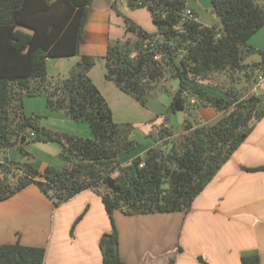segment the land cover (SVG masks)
Listing matches in <instances>:
<instances>
[{
	"label": "trees",
	"instance_id": "1",
	"mask_svg": "<svg viewBox=\"0 0 264 264\" xmlns=\"http://www.w3.org/2000/svg\"><path fill=\"white\" fill-rule=\"evenodd\" d=\"M91 1L0 0V201L30 184L54 206L91 189L101 197L110 222V230L102 233L98 242L101 264H125L118 253L114 211H188L194 198L264 115V99L255 93L243 98L228 92L218 95L193 83L208 79L213 71L248 67L242 62L243 53L258 54L260 59L251 66L264 70V48L247 43L264 26V7L259 0H210L212 12L221 23L217 30L215 25L184 17L187 8L197 17L186 0H127L130 9L145 7L150 12L157 31L149 33L124 17L126 31L137 38L132 46L129 39L107 46L101 57L105 79L145 105L168 74L178 80L171 112L185 110L188 95L196 99L198 107L227 113L212 124L192 126L188 122L177 145L165 151L152 146L143 156L121 165L119 158L139 143L129 137L128 124L114 121L107 100L88 75L95 57L81 54L69 76L54 82L47 79L49 58L79 54ZM37 94L46 96L50 108L88 123L92 137L61 134L39 125L38 116L25 115L23 97ZM34 142L57 144L64 166L35 167L25 149ZM10 148L20 152V159L7 156ZM14 169L18 175L12 185L8 177ZM243 169L264 170V165ZM114 171L116 176H112ZM44 255L41 246L19 241L0 244V264H43ZM241 264H259V258L243 256Z\"/></svg>",
	"mask_w": 264,
	"mask_h": 264
},
{
	"label": "crops",
	"instance_id": "2",
	"mask_svg": "<svg viewBox=\"0 0 264 264\" xmlns=\"http://www.w3.org/2000/svg\"><path fill=\"white\" fill-rule=\"evenodd\" d=\"M186 4L201 22L195 1L186 0ZM124 17L147 32L155 29L145 7L130 9L127 0H92L79 54L77 58L70 56L73 60L68 62L67 68L71 71L81 54L103 56L109 43L136 39L134 33L126 31ZM257 55L252 56L254 61L260 59ZM50 61H54L51 66L55 69L65 66L62 57H58L49 58L46 68ZM93 69L94 66L88 75L104 97L101 86L120 95L117 87L110 88L112 86L106 84L110 82L93 75ZM260 83H264V76L256 84ZM262 90L264 84L259 85L258 93ZM262 104L264 106V101ZM199 109L204 122L208 119L216 122L222 116V112L213 107ZM142 134L146 137L148 130ZM150 144L147 137L143 149L146 151L153 145ZM28 145H25L26 150ZM138 147L120 159L137 156ZM52 148L50 150L58 151L56 146ZM6 154L11 159L20 157L15 148L8 149ZM45 164L42 162L38 169L49 166ZM261 165H264V115L255 121L245 140L194 198L188 211L138 214L114 211L120 258L125 264H168L170 261L171 264H241L243 256L257 255L259 264H264V170L243 169ZM51 203L34 184L0 201V244L19 241L24 245H47L43 264H101L99 238L110 230L101 197L86 189L59 206ZM87 204L89 210L70 238L68 227ZM51 218L50 224L48 219Z\"/></svg>",
	"mask_w": 264,
	"mask_h": 264
},
{
	"label": "rangeland",
	"instance_id": "3",
	"mask_svg": "<svg viewBox=\"0 0 264 264\" xmlns=\"http://www.w3.org/2000/svg\"><path fill=\"white\" fill-rule=\"evenodd\" d=\"M198 6V14L201 17V23L207 26L215 25L217 30L221 28V23L218 17L212 12L210 0H194ZM258 3L264 7V0H259ZM189 7V6H188ZM154 25V24H153ZM154 31L149 33H155L157 31L154 25ZM144 29V28H143ZM145 30V29H144ZM146 31V30H145ZM128 39V38H126ZM157 39L161 41V38L157 36ZM125 40V39H124ZM120 39L117 41L124 42ZM136 39H129L130 46L133 45ZM111 42L109 44L115 43ZM248 45L256 49L264 48V26L260 28L253 36L247 41ZM107 50V48H106ZM106 53V52H105ZM174 56H181L180 54L174 53ZM257 54L243 53V64H248V67L242 68L241 70H217L213 71L209 78L206 80H196L193 83L196 85L208 89L210 92L218 95H223L226 92L234 93L237 97L243 98L248 96L251 92L261 96L264 99V90L259 91V85L264 83L256 84L259 79L263 78L264 70L260 67H252L251 64H255L256 61L253 60L252 56ZM78 55H75L77 58ZM251 56V57H250ZM258 56V55H257ZM95 64L93 69V75H100V79L105 76L103 72L105 71L104 60L102 56H94ZM54 60V59H53ZM73 57H62V62L65 66L59 65L56 69L51 66V62L47 67V79L54 82L58 78H65L69 76L70 70L67 68L68 62H72ZM80 58L78 59V61ZM72 69V68H71ZM253 69V71H252ZM70 72H69V71ZM252 71L251 76L248 73ZM108 86L110 88H116L117 86L109 81ZM178 85V80L171 79L167 74V77L161 80L157 84V89L150 93L147 98L146 104L142 105L140 102L136 101L134 97L128 95L124 92L118 91L110 92L106 91L105 88L101 86L105 97H107V102L111 108L114 121L125 125L128 124L130 128L129 137L135 139L139 143V147L135 150V155L143 156L145 150L143 149V143L146 137H143L142 132L148 130V141L151 143L150 146L160 147L161 150H168L172 144H178L179 139L184 133L183 127L185 124H191L192 126L201 125L203 123L212 124L214 120H203L202 114L199 113L200 109L198 107V102L195 98L186 96V109L182 111L171 112L169 106L172 101V97L176 91ZM254 87V88H253ZM109 89V88H108ZM118 89V87H117ZM256 89L257 91H253ZM264 101V100H263ZM23 111L27 116H38V123L47 129H51L55 132L61 134L70 135L74 137L91 138L92 134L88 123L83 121H74L69 118L64 111H58L50 108L47 105V98L44 94L24 96L22 99ZM261 107L264 109L263 104ZM199 109V110H198ZM227 112H222V116ZM156 122V123H154ZM151 128V129H150ZM169 130V131H167ZM168 132V133H167ZM27 151L31 154V161L33 165L37 168L41 167L42 162L47 165L62 168L65 164L64 160L59 155L60 147L57 144L44 143L40 145L38 143H28ZM56 146L58 151L50 150L52 147ZM151 146V147H152ZM147 147V145H146ZM142 149L144 150L142 152ZM12 155V153H11ZM17 159V158H15ZM20 159V157H18ZM131 158H119L121 165H126L129 163ZM45 164V165H46ZM117 171L112 172V176H116ZM17 170L14 169L8 177V181L14 185L17 182ZM96 193V192H95ZM99 202V199H98ZM52 204V203H51ZM90 204V203H89ZM89 204L85 205L83 210L75 217L72 223L68 227V236L74 235V231L78 222L83 218V216L89 210ZM99 204V203H98ZM60 205V204H59ZM58 205V206H59ZM54 206V205H52ZM79 216H82L79 221H76ZM49 223H52V218L48 219ZM48 244V240H47ZM45 249L47 245L41 246ZM45 257V255H44Z\"/></svg>",
	"mask_w": 264,
	"mask_h": 264
},
{
	"label": "built area",
	"instance_id": "4",
	"mask_svg": "<svg viewBox=\"0 0 264 264\" xmlns=\"http://www.w3.org/2000/svg\"><path fill=\"white\" fill-rule=\"evenodd\" d=\"M184 17H187V18H192L194 20H198V18L196 16H194L193 14H191L190 10L187 8L184 12ZM143 164L141 163L140 166H142Z\"/></svg>",
	"mask_w": 264,
	"mask_h": 264
}]
</instances>
